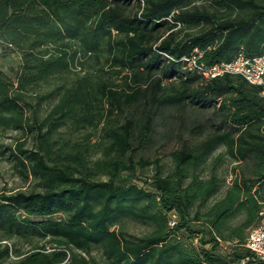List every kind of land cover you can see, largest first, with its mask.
Masks as SVG:
<instances>
[{"label":"trees","instance_id":"1","mask_svg":"<svg viewBox=\"0 0 264 264\" xmlns=\"http://www.w3.org/2000/svg\"><path fill=\"white\" fill-rule=\"evenodd\" d=\"M0 45L20 56L0 68V136L17 134L0 154L33 182L0 193V264H264L242 245L264 207V84L200 69L262 52L264 0H0ZM167 105L213 130L139 185Z\"/></svg>","mask_w":264,"mask_h":264},{"label":"rangeland","instance_id":"2","mask_svg":"<svg viewBox=\"0 0 264 264\" xmlns=\"http://www.w3.org/2000/svg\"><path fill=\"white\" fill-rule=\"evenodd\" d=\"M200 2L202 1L198 3ZM176 30L179 29L176 28ZM186 31L188 30L182 28L181 32H179L180 36H184ZM88 61V59H83L84 64L80 65L78 63L75 70L83 74V70L87 68ZM19 64L20 56L14 52H6L0 45V68L14 78V70L18 68ZM126 74V72H121L113 79L117 84L122 85L126 81ZM148 83V81H144L139 83V85L144 88L148 86ZM132 84L135 87L137 86V84ZM209 115L199 113L192 105H167L160 108L154 121L152 141L147 147L135 150L134 160L136 162H147V164L143 166L140 164L137 165V172L133 181L139 185H143L145 180L154 172L153 170H155V162L157 160H160L164 168H169L170 154L178 148L182 140L197 141L210 133L213 128L211 121L207 120ZM62 130L61 135L63 137L68 136V133L65 132L66 129L64 128ZM16 136L17 134L13 132L7 133L5 136H0V143L14 146L17 143ZM26 147L30 148L31 143L27 144ZM221 151L226 152L225 148H221ZM6 156L7 152L3 155L0 154V193L29 190L33 184L31 179L25 180L18 173L14 163L10 159H7ZM224 156L226 157H224L225 160L220 170H227L228 172V170H232L236 163L231 161L229 155L225 154ZM227 177L229 180L230 175ZM126 229L130 233L139 236L145 234L147 231L146 226L133 221L127 222ZM242 264H244V261H242Z\"/></svg>","mask_w":264,"mask_h":264},{"label":"built area","instance_id":"3","mask_svg":"<svg viewBox=\"0 0 264 264\" xmlns=\"http://www.w3.org/2000/svg\"><path fill=\"white\" fill-rule=\"evenodd\" d=\"M186 67L192 70L197 64L196 56H183ZM200 69L204 77L210 79L222 76L225 73H235L243 76L252 84H264V47L259 55L249 56L243 51L239 52L231 61L217 62L212 65L200 64ZM238 243L237 241H227L226 245ZM252 255L264 261V207L259 212L258 223L249 231L243 244Z\"/></svg>","mask_w":264,"mask_h":264}]
</instances>
